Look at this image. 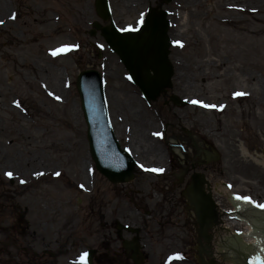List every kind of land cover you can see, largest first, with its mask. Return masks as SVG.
Segmentation results:
<instances>
[{
    "label": "rangeland",
    "instance_id": "1",
    "mask_svg": "<svg viewBox=\"0 0 264 264\" xmlns=\"http://www.w3.org/2000/svg\"><path fill=\"white\" fill-rule=\"evenodd\" d=\"M109 2L121 28L134 25L147 4L168 11L174 67L168 94L215 107L166 106L163 97L147 106L99 34L89 36L91 23L100 22L94 0H0V264H78L87 249L96 250L91 264H118L113 256L120 243L111 229L116 221L140 228L143 264H175L170 256L188 247L179 221L183 204L165 192L172 187L170 178L141 169H162L153 171L162 175L172 165L179 168L182 154L174 148L185 145L184 130L195 131L220 155L218 169L205 172L215 189L228 182L235 193L264 204V165L256 162L264 161V47L256 43L248 50L224 40L222 29L230 30L231 38L235 32L221 22L233 18L235 30L264 40V0L251 4L248 13L224 7L248 0ZM65 45L73 47L53 55ZM91 68L104 77L117 140L140 165L127 186L98 174L88 152L75 81ZM52 76L58 77L55 84L49 82ZM136 124L144 138L132 137ZM158 132L163 140L155 138ZM126 188L138 191L139 208L130 204ZM225 240L221 248L214 244L216 255L223 264H234L240 251L234 242L243 240ZM119 264L131 263L121 257Z\"/></svg>",
    "mask_w": 264,
    "mask_h": 264
},
{
    "label": "water",
    "instance_id": "2",
    "mask_svg": "<svg viewBox=\"0 0 264 264\" xmlns=\"http://www.w3.org/2000/svg\"><path fill=\"white\" fill-rule=\"evenodd\" d=\"M95 10L103 21L110 19L108 0H95ZM165 16L162 11L156 13L151 10L144 27L137 31H119L113 24L103 28L98 24L93 25L100 30L108 47L119 57L133 84L139 88L147 102L155 101L160 93L171 86L173 68L168 60V23ZM76 89L87 126L90 155L97 171L112 183L131 181L135 163L128 153L120 150L114 138L100 75L93 70L81 72L76 81ZM171 100L176 103V98ZM201 187V182L195 179L189 191L197 222L201 232H204L205 222L214 220L215 213ZM248 209L257 218L253 224L254 232L264 236V211L253 207ZM125 248L133 252V260L139 255L136 238L128 245L125 244Z\"/></svg>",
    "mask_w": 264,
    "mask_h": 264
},
{
    "label": "flooded vegetation",
    "instance_id": "3",
    "mask_svg": "<svg viewBox=\"0 0 264 264\" xmlns=\"http://www.w3.org/2000/svg\"><path fill=\"white\" fill-rule=\"evenodd\" d=\"M183 152L184 157L183 161L179 162L180 167H176L172 165L169 167V173L166 178H170L171 180V189H165V192L169 195L178 196L181 199V206L182 213L179 218L181 221V225L183 226V235H184V243L188 245L187 249L184 251L186 256L190 255V240L197 242V249H196V258L197 264H200V254L202 257L210 261L211 249L208 244L201 241L198 242V233L196 232V224L190 216L191 207L188 202L184 198V190L186 189L187 185L190 182L191 175L196 173H202L205 175L206 180L208 181V186L204 189L206 192H210L212 195H216L217 191L212 186L207 174L208 170L214 171L218 169V162L220 160L219 157L217 159H212L211 156H208L211 148L209 145L205 143L202 138H197V133L195 131L185 130L184 131V139H183ZM220 171V170H218ZM168 195V196H169ZM176 207L178 208L177 201L174 202ZM184 212V214H183ZM177 215V214H176ZM175 215V218H176ZM191 231L193 235H191ZM190 242V243H189ZM124 253V252H123ZM122 252L116 253V257H122L124 255ZM125 256H128L125 253ZM188 264V263H186Z\"/></svg>",
    "mask_w": 264,
    "mask_h": 264
},
{
    "label": "bare ground",
    "instance_id": "4",
    "mask_svg": "<svg viewBox=\"0 0 264 264\" xmlns=\"http://www.w3.org/2000/svg\"><path fill=\"white\" fill-rule=\"evenodd\" d=\"M248 1L249 2L248 3H245V4H240V5H238V4H229V5H226L224 7L229 8V9H236V10H239V11H243V12L248 13L250 11L251 4H254L255 7H257L258 5L262 4V0H248ZM2 7H3V5L0 4V8H2ZM222 19L223 20L221 22H222L223 27L224 28L230 27V28H232V31L235 32L234 38H231V35L228 34L230 32V30H228V29H222V31H224L223 34L225 33L223 35L224 36V40H231L232 39V41H233L234 44L243 45V47L247 48L248 50H251L252 49V45H255L256 43H257L256 44V48L257 47L258 48H260V47L263 48L264 47V40H262V39L259 40V39H256L255 38L256 35H257V33L255 34L254 32L252 33L250 30L249 31H246V30H243V29H241V30H235L236 28L233 25L236 22L235 19H233V18H222ZM258 23L259 22L256 21L255 22V25H257ZM236 31H239V32H236ZM46 79H47V81L49 80L48 78H46ZM57 80H58V77L57 76H52L51 79L49 80V82L55 84L57 82ZM59 89H57V90H59ZM74 115L75 116H78V111ZM141 126L143 128L145 126V124L142 123ZM132 130H133L132 131V137L138 138V136H140V135H141V137L143 135V138L145 137V135L143 133L144 129H141V127L139 126V124L138 125L136 124L133 127ZM132 137H130V139ZM143 138H141L142 141H144ZM144 142L146 143V141H144ZM144 142H142V143H144ZM256 162L259 163V164H261V165H264V161H257L256 160ZM38 169L39 170H42L44 168L41 167V168H38ZM236 215H238V214L236 213ZM244 217L247 218L250 221V223H252V224L256 223V221H257V218L255 217V215H253L249 211H246L244 213ZM222 229H223V231H225L226 230V227H223ZM257 237L258 236L257 235H254V233L251 232L250 229H249V233H248V235L245 238V240L247 241V243H245V245H243V243L240 242V241H238V240L236 242H234V243H235V246L238 247L239 249H241L242 251L244 249L245 251L251 250L253 252L254 249H255V242H257V244L259 246H260V243H262L261 239L259 237L258 238ZM242 246H244V248ZM245 251H243V255H246L245 254Z\"/></svg>",
    "mask_w": 264,
    "mask_h": 264
},
{
    "label": "snow or ice",
    "instance_id": "5",
    "mask_svg": "<svg viewBox=\"0 0 264 264\" xmlns=\"http://www.w3.org/2000/svg\"><path fill=\"white\" fill-rule=\"evenodd\" d=\"M13 18H15V17H13ZM0 23H3V21H0ZM139 23H144V15H143V13H141V18H140ZM129 28L131 29V26H129ZM176 43H180V42L177 41ZM71 47H73V46H70V45L62 46L61 49H58V50L54 51L53 55L57 54V52H59V51H68V50L71 49ZM50 95H51V93H50ZM234 95H243V93H234ZM57 99H59V97H57ZM192 103H201L202 104L201 101H196V100H193ZM203 106H205V107H215V105H203ZM141 167H143V166H141ZM152 171L159 172V171H163V170L162 169H152ZM55 174L56 175H60V173H55ZM6 175L11 177L13 175V173L8 172V173H6ZM81 187H83V185H81ZM235 199L243 200L246 203H250V204L255 205L256 207L264 209V204H258L255 201H252L251 198L248 197V196H240L239 194H236L235 195ZM261 251L264 252V249H262ZM86 258H87V253L86 252L85 253H81L80 257L78 258V264H87V259ZM174 258H180L179 254H175ZM249 264H264V256H262L260 254H257L256 256L251 257L250 260H249Z\"/></svg>",
    "mask_w": 264,
    "mask_h": 264
}]
</instances>
